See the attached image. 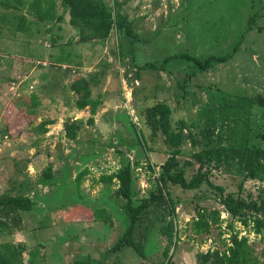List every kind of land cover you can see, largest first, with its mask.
<instances>
[{"label": "rangeland", "instance_id": "rangeland-1", "mask_svg": "<svg viewBox=\"0 0 264 264\" xmlns=\"http://www.w3.org/2000/svg\"><path fill=\"white\" fill-rule=\"evenodd\" d=\"M114 1L104 0L112 13ZM55 2L60 19L44 22L0 6V196H29L36 203L32 211L21 213L20 229L8 234L0 228V245H24V260L38 251L42 264H74L85 256L96 261L104 256L105 264H165L169 257L173 264H200L201 254L227 253L236 235L245 238L251 256L264 263V236L253 229V220L261 215L243 210L232 217L206 184L191 191L168 184L176 213L172 241L160 232L173 219L171 208L154 206L142 214L135 232L136 237L146 236V258L130 248L107 255L128 223L121 210L124 201L114 195L116 183L100 182L130 164L135 204L156 190L160 167L173 150L145 118V110L159 102L172 110L173 131L180 121L194 124L190 132L198 146L191 147L184 131L177 157L188 180L199 167L198 152L216 142L218 129L209 134V142V131L198 116L206 105L213 109L225 99L255 100L248 124L243 117L239 126L244 123L250 141L264 150V106L257 103L264 100V0H117L137 41L114 30L107 39L88 42L79 41L68 10L60 0ZM24 15L27 33L34 34L31 40L17 30ZM251 19L255 24L247 30ZM241 36L234 56L208 71L184 59L163 63L179 54L200 60L223 56ZM96 72L103 76L91 87L92 98L99 96L102 103L95 124L88 126L89 109H76L70 85ZM32 97L38 103L35 108ZM72 120L81 124L74 141L63 130ZM45 121L52 123L42 133L39 126ZM204 170L210 171L212 184L234 197L259 202L264 193V181L248 178L235 161L223 167L210 163ZM84 171L77 188L76 178ZM45 174H50L47 181ZM203 210L219 211L221 222L210 233L196 236L192 222Z\"/></svg>", "mask_w": 264, "mask_h": 264}, {"label": "trees", "instance_id": "trees-1", "mask_svg": "<svg viewBox=\"0 0 264 264\" xmlns=\"http://www.w3.org/2000/svg\"><path fill=\"white\" fill-rule=\"evenodd\" d=\"M60 5L68 10L69 24L78 31L80 42L107 39L114 30L118 35L124 34L131 41H137V36L131 24L127 22L126 15L121 12L122 5L117 0L114 1V13L110 11L104 0H60ZM0 6L6 9L25 11L26 15H32L39 22L60 19V16H57L58 9L55 0H32L28 4H24L23 0H0ZM26 15L20 18L17 27L20 33L29 31ZM252 24H255L253 19L249 21L247 30H252ZM243 38L241 36L233 49L220 57L210 56L200 60L188 54H179L165 58L163 63L175 59H184L192 62L200 71H208L219 64L227 63L239 50ZM145 68L157 70L152 65H147ZM100 75L102 74L96 72L89 79L80 78L70 85L71 92L77 96L75 101L76 109L79 111H83L86 108L89 109L88 126L95 124L94 117L102 103L99 96L96 99L92 98L91 89L92 86L99 85L100 82H97V79H99ZM179 87L183 94L186 95L183 85L180 84ZM31 103L34 108L38 105L35 97L31 98ZM257 103L264 106V100L262 99H258ZM254 105L255 100L236 98L234 100L225 99L219 106H212L213 109H210L211 107L208 105L201 109L198 116L209 131L208 135L205 136L207 137L206 139L211 142L212 137L209 134L214 135V131L216 129L218 131L215 135L216 142L207 144L205 149L196 155L199 167L196 174L189 180L186 178L185 169L179 164L177 157L180 154L179 147L185 140L184 131H187L186 137L189 139L191 147L195 148L198 146V141L194 137L192 138L193 135L190 132L194 124L189 126L186 122L180 121L178 130L173 131L170 118L172 110L168 104L163 102H159L145 110L147 122L153 124L154 131L160 132L164 136L166 145L173 148V150L170 152L166 162L160 167L156 190L152 191L148 197L141 199L137 205L133 200V178L130 164L120 167L111 175H105L100 178V182L105 184L116 183L117 188L114 191V195L124 201L121 210L125 214L128 223L125 233L109 249L106 253L107 255L130 248L138 257L146 258L144 250L146 236L136 237L135 232L141 221L142 214L150 211L154 206L171 208L170 214L173 219L167 222L166 227L162 228L160 232L170 241L176 237V223L174 222L176 213L174 203L167 189L168 184L180 187L186 191L198 189L202 184L208 185L217 192L225 212L232 217L238 216L240 211L243 210L260 214L259 218L253 220V229L255 234L264 236V193L259 196V202L254 200L246 201L239 196L234 197L232 194L225 193L222 187L212 184L209 179L210 171L204 170L205 166L210 163L216 167H223L229 164L230 161H235L239 171L244 172L248 178L264 181V150L259 148L256 143L250 141L249 130L244 123L243 126H239L243 117H245L243 119L248 124L249 111ZM243 114L244 116H242ZM34 118H32L30 123H32ZM218 122L220 125L216 128ZM51 123V121L42 122L39 126L41 132L46 133V127ZM231 123L236 125L232 128L229 126ZM10 126L9 124L8 130H10ZM80 129L81 124L77 120L66 122L63 125L64 136L70 141L77 139ZM225 130L226 132L224 133ZM86 174L87 171H84L77 176V188L80 187L82 178ZM44 178V181H47L50 178V174H45ZM35 205V201L29 196L1 195L0 218L4 220L0 221V228L6 230L8 234H12L15 229H20L22 224L21 213L32 211ZM220 222L219 211L203 210L197 213L196 219L192 222L191 231L196 236L208 234L212 227ZM244 223L246 224V222ZM230 242L231 246L228 247L227 253L208 252L207 254H201L199 256L200 264H264L251 256V251L245 238L238 239L236 235H233L230 238ZM24 251L25 247L21 244L6 243L0 245V264H42L41 260L38 262L39 259H37L38 251L30 252L26 260L23 258ZM262 256L264 258V250ZM171 258L169 257L165 264H173ZM103 259L104 256L99 261L85 256L76 260L74 264H105Z\"/></svg>", "mask_w": 264, "mask_h": 264}, {"label": "crops", "instance_id": "crops-1", "mask_svg": "<svg viewBox=\"0 0 264 264\" xmlns=\"http://www.w3.org/2000/svg\"><path fill=\"white\" fill-rule=\"evenodd\" d=\"M29 32H30V30H29ZM33 33V32H32ZM21 35H23L25 38H27V39H33V37H34V34H33V36L31 35V36H29V33H24V34H22L21 33ZM33 84H34V82H32ZM33 88V87H32ZM0 113L2 114L3 113V110L0 108Z\"/></svg>", "mask_w": 264, "mask_h": 264}]
</instances>
